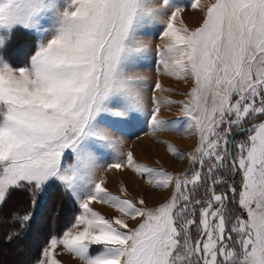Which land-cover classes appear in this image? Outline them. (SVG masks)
<instances>
[{
    "label": "snow or ice",
    "instance_id": "6c2138e0",
    "mask_svg": "<svg viewBox=\"0 0 264 264\" xmlns=\"http://www.w3.org/2000/svg\"><path fill=\"white\" fill-rule=\"evenodd\" d=\"M200 6L193 0V10ZM183 11L175 0H0V49L18 30L39 37L24 66L0 55V213L12 190L34 197L52 181L79 209L36 264H60V246L80 264H264V0H214L194 30L183 26ZM148 25H163L162 74L194 81L183 100L159 98V81L145 95L137 69L151 47L141 38ZM173 104L184 121L162 118ZM142 118L152 134L195 132L190 174L121 151L113 129ZM108 151L114 159L102 163ZM124 168L171 187V198L145 208L111 195L97 177ZM93 202L120 215L106 219ZM9 219L11 240L31 215Z\"/></svg>",
    "mask_w": 264,
    "mask_h": 264
},
{
    "label": "rangeland",
    "instance_id": "374dc122",
    "mask_svg": "<svg viewBox=\"0 0 264 264\" xmlns=\"http://www.w3.org/2000/svg\"><path fill=\"white\" fill-rule=\"evenodd\" d=\"M192 2L193 0H175L176 4L184 8V11L181 13V19L183 26L187 27L189 30H194L202 25L206 7L213 3L214 0H200L201 6L196 10L191 8ZM162 30L163 25H148L142 30L141 38L150 43L151 47L149 52L139 60L137 70L147 78L146 97H150L153 94L155 84L159 81L164 89V91L156 93L159 98L162 100L167 98L180 101L185 99L187 93L191 91V88L194 86V81L191 79L186 81L178 80L162 74L163 66L159 63L160 58L157 54V48L162 43L160 39ZM38 43L39 37L35 33L18 30L6 41L4 48L0 49V55H7L8 60H5L8 62L13 58H20L21 60L23 58L28 62L30 56L34 54V49ZM20 59L18 61H20ZM158 69L160 70L159 72ZM180 107L179 104L164 106L162 108V118L166 121H184V117L180 113ZM149 110H151L150 105ZM107 119L111 120L114 118L108 117ZM247 126L248 125H245V127ZM113 135L123 141L122 152L126 153L131 151L134 156L138 155L141 158H145L151 153L152 155L149 159L152 160L155 155L156 158H154L152 162L160 166L163 171L169 173L170 166L172 165L171 162L174 163L175 161L178 163V168L175 165H173L175 168L173 166L171 167L177 170L176 175H183L185 173L190 174V164L187 159V154L193 152L198 143V136L194 131L182 135H176L172 132H159L152 134L147 123V118H142L139 125L132 129H113ZM169 146L184 153V158L178 159L168 150ZM111 153V151H108L106 152V155ZM145 160L148 161L147 159ZM119 176L124 178L123 174H120ZM119 176L116 173L112 174L110 176L109 185L114 184L116 178ZM127 181L132 183L133 180L128 177ZM51 185L54 187H52V189H50L51 191L47 194L46 189ZM13 191L14 190L8 194L5 203L10 200L9 196ZM165 193L168 195L169 191L161 194L162 199L167 196ZM21 198V195L16 194L14 203L11 201L14 207L19 205ZM168 200L169 199L167 198L164 203ZM38 201H42L40 206L38 209H33L30 213V220L35 221L32 229L35 230L30 231L27 229L29 238H27L25 232L21 235L22 238L24 236L25 241H20V246L23 245L20 250L16 251L13 248H7L1 242V232L4 229V225L3 223H0V264H26L33 252H37V259L40 258L42 250L47 246L50 238L53 236L60 237L74 222V216L78 214V203L75 201V198L66 194L61 186L55 181L50 182L45 187L41 192ZM229 207H231V205H229ZM40 234L44 235L45 239L42 240L41 243L38 242ZM42 246L43 248L41 249ZM36 261H34L33 264H36Z\"/></svg>",
    "mask_w": 264,
    "mask_h": 264
},
{
    "label": "crops",
    "instance_id": "0c3cea01",
    "mask_svg": "<svg viewBox=\"0 0 264 264\" xmlns=\"http://www.w3.org/2000/svg\"><path fill=\"white\" fill-rule=\"evenodd\" d=\"M149 144V143H148ZM151 146V145H150ZM153 146V145H152ZM151 153H149V155L147 157H140L138 155H135V159L137 161V163L142 164V165H146L150 168H155V169H161L160 166H158L156 163H153L152 160L155 157V155L153 156L152 160L149 159L151 157ZM114 159V154H109L106 155V160L102 161V163H111L112 160ZM145 159H149L148 161H146ZM172 165H175L178 168V163H176L174 161L171 162ZM170 166V171L169 173L176 175L177 170L172 168ZM118 174V176L120 174H123L124 178H121L120 176L116 178L114 184L109 185V181H110V176L112 174ZM125 173V174H124ZM130 177L132 178V183H129L127 181V178ZM103 178L105 181V184L103 185V187L106 188L107 192L110 193L113 196H118L121 199H128L131 200L133 203H136L138 207H145V208H156L158 206H160V204H162V202L164 203V201L168 198L170 199L172 196V188H168V189H157L154 188L153 186H151L150 184L147 183L146 179L137 175L135 172H133L130 169L124 168L121 169L119 171L117 170H111V171H103L101 172L100 176L97 177V179ZM134 182V183H133ZM123 189V191H122ZM169 191V194L166 195L163 199L161 194L164 192ZM140 200H144V204L140 205L138 202ZM95 211H97L98 213H100L101 215H103L106 219H113L116 216H119L120 213L116 212L115 208L111 207L109 204L106 203H96L93 202L90 205ZM79 214V211H78ZM128 224L130 228L136 227L137 226V222L132 221V220H128ZM56 252L58 253L57 255V259L60 261V264H80V261L78 259H76L75 257L71 256L70 254H67L63 251L62 246L58 247ZM95 254V252L93 253Z\"/></svg>",
    "mask_w": 264,
    "mask_h": 264
},
{
    "label": "trees",
    "instance_id": "16d2710c",
    "mask_svg": "<svg viewBox=\"0 0 264 264\" xmlns=\"http://www.w3.org/2000/svg\"><path fill=\"white\" fill-rule=\"evenodd\" d=\"M21 32V31H19ZM3 58L8 60V56L3 54ZM20 58H13L11 59V61H9L13 66L16 67H20V66H24L25 64H27L28 62H26L23 58L22 60L20 59V61H18ZM52 187H54L53 185L49 186V188L46 189L47 194L51 191L50 189H52ZM59 187V186H58ZM16 194H19L22 196V198L19 201V205L17 207L13 206L14 203V199ZM41 193L36 194L34 197L32 195V193L30 192V190L27 189H23V190H14L12 192V194L9 196L10 200H8L5 205L3 206L4 210H2V213H0V221H3V225H4V229L1 232V242L7 247V248H13L14 250H20L22 246H20V241L23 242L25 241V238L23 236V238L21 237V235L25 232L27 238L28 237V230L30 231H34L35 229H32L33 225L35 224L34 220H30L29 222H27V226L24 227L23 229H20L18 224L15 225L16 230L19 232V235L14 236L11 240L7 239V237L9 236V234L13 231V224L11 222V220L9 219L10 216L13 213H16L17 215H23L25 213H31V211L35 208L38 209V207L40 206V203L42 201H38V199L40 198ZM33 200L35 201L33 203ZM11 201L13 203H11ZM8 204H9V208H8ZM6 210V211H5ZM68 210V209H67ZM79 211V210H78ZM28 229V230H27ZM42 240L44 239V235L40 234V237H38V242L41 243ZM43 248V246L41 247V249ZM36 249V248H35ZM37 250V249H36ZM37 252H33V254L31 255V257H29V259L27 260L26 264H33L34 261L37 260Z\"/></svg>",
    "mask_w": 264,
    "mask_h": 264
}]
</instances>
